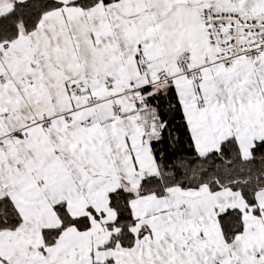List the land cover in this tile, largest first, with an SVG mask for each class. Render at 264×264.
<instances>
[{"label": "snow or ice", "instance_id": "snow-or-ice-1", "mask_svg": "<svg viewBox=\"0 0 264 264\" xmlns=\"http://www.w3.org/2000/svg\"><path fill=\"white\" fill-rule=\"evenodd\" d=\"M0 264H264V0H0Z\"/></svg>", "mask_w": 264, "mask_h": 264}]
</instances>
